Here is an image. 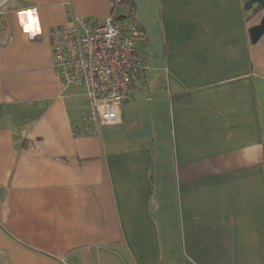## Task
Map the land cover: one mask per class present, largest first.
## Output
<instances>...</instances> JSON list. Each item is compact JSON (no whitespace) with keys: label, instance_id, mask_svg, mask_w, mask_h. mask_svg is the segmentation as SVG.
<instances>
[{"label":"crops","instance_id":"crops-1","mask_svg":"<svg viewBox=\"0 0 264 264\" xmlns=\"http://www.w3.org/2000/svg\"><path fill=\"white\" fill-rule=\"evenodd\" d=\"M133 2L148 68L76 136L86 91L61 88L49 33L118 5L0 0V264H264L263 12Z\"/></svg>","mask_w":264,"mask_h":264},{"label":"built area","instance_id":"built-area-1","mask_svg":"<svg viewBox=\"0 0 264 264\" xmlns=\"http://www.w3.org/2000/svg\"><path fill=\"white\" fill-rule=\"evenodd\" d=\"M52 68L62 89L84 88L83 110L74 135L95 134L116 121L119 107L137 78L148 68L139 48L147 42L132 19L114 15L103 20L75 19L49 33Z\"/></svg>","mask_w":264,"mask_h":264},{"label":"water","instance_id":"water-1","mask_svg":"<svg viewBox=\"0 0 264 264\" xmlns=\"http://www.w3.org/2000/svg\"><path fill=\"white\" fill-rule=\"evenodd\" d=\"M245 10L263 11L259 22L249 28V40L255 44L264 35V0H245Z\"/></svg>","mask_w":264,"mask_h":264},{"label":"trees","instance_id":"trees-1","mask_svg":"<svg viewBox=\"0 0 264 264\" xmlns=\"http://www.w3.org/2000/svg\"><path fill=\"white\" fill-rule=\"evenodd\" d=\"M111 2H112V5L114 6H116V5H118L119 7H121V8H125L124 10H125V12H126V14L125 15H119V16H115V17H117L118 19H120V20H124V19H126V18H130V19H132V20H134L135 21V17H134V2H133V0H111ZM114 6V7H115ZM247 11V10H246ZM248 11H252V12H254L253 11V9L252 10H248ZM257 12H259V11H257ZM261 12V11H260ZM263 12V11H262ZM113 14V13H112ZM136 22V21H135ZM145 34V33H144Z\"/></svg>","mask_w":264,"mask_h":264},{"label":"rangeland","instance_id":"rangeland-1","mask_svg":"<svg viewBox=\"0 0 264 264\" xmlns=\"http://www.w3.org/2000/svg\"><path fill=\"white\" fill-rule=\"evenodd\" d=\"M124 9H125V8H124ZM124 9L121 8V7H119V6H117V7L115 8V10H114V15H115V16L125 15L126 12H125ZM149 72H150V71H149Z\"/></svg>","mask_w":264,"mask_h":264}]
</instances>
